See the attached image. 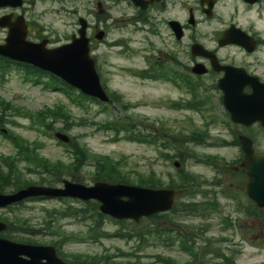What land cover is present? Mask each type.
Returning <instances> with one entry per match:
<instances>
[{
	"label": "rangeland",
	"instance_id": "374dc122",
	"mask_svg": "<svg viewBox=\"0 0 264 264\" xmlns=\"http://www.w3.org/2000/svg\"><path fill=\"white\" fill-rule=\"evenodd\" d=\"M24 8L15 9L17 13H23L30 26L34 29V34L30 38L40 41L45 36L50 39L51 46H59L70 42L72 36H78V30L81 27L80 19L84 18L88 24V34L92 38V52L97 60V68L101 75L103 85L108 92L114 96L109 102H105L104 107L97 102L85 99L83 105L72 102V98L68 93L61 89H55L46 85L48 76H44L40 84L34 82H25L21 69L10 68L4 77L0 74V98L6 99L14 103L17 107L27 109V111H38L46 107H53L56 104H64L66 109L70 111L69 122L85 123L84 125H75L67 128V134L73 137H78L82 142L88 145V148L99 155H110L115 159H121L124 162V167L135 176L138 171L148 173L155 170L161 176L164 182L168 185L171 181L178 183L181 181L178 171L172 162L166 161L160 155L161 140L155 143H140L131 141L125 138L126 133L121 130L118 139L115 138V133L111 130H106L103 125L108 123H129L131 131L143 133V135H151L157 137H167L174 141V146L178 153L184 150L194 154L187 164V170L194 173L198 181L206 182L200 186H190L180 189V198L177 201L189 203L192 201H201L205 198L203 191L205 189L211 192H218L220 209L214 213H207L206 217H195V214H180L181 212H169L175 219L172 226L188 231L191 225L198 228L208 227L203 230V235H199L198 243L205 238H213L215 241L224 239L223 248H236L237 264H264V248L260 246V242H253L251 236L243 239L241 236L245 227L237 226L236 216L241 219V226L244 224L245 217L236 215L230 209L232 203H235L238 198H242V192L236 189H230V183H241L244 177L241 174H236L233 169L226 168L222 162H218L220 174L218 177L224 179V185L220 188H215L211 183L215 180V169L204 162L197 159L205 158L207 155L217 156L226 160L236 159L234 156L236 149L232 146L221 147V139H228L229 135L224 128L223 121L225 118L224 106L221 103H216L210 97L214 95L211 91L207 93L204 89H197L199 99L205 101V106L202 110H183L178 111L167 106L168 99L179 98L191 99L192 93L187 86L183 88L177 87L174 83L167 82L162 78L157 80L152 78H143L137 75L140 71L149 67L148 57L152 63L161 64L176 72L179 69L178 65L173 63L169 52L173 51V40L169 37L165 21L168 17L178 14V17L183 18V12L177 6V0L171 2L165 14L157 15L158 31L154 32L153 26L148 24L141 28L144 23H136L137 14L133 5L126 1L118 0H25ZM102 5H100V2ZM232 1L228 0L222 8L221 13H225V17L232 16L233 8ZM243 8L240 3V9ZM24 9V10H22ZM7 9L0 10L3 14ZM171 11V13H170ZM241 13L244 20H254L258 28L264 35V13L261 19H258V14L252 13L249 15ZM218 24L217 22H213ZM105 30L106 35L95 37ZM6 36L5 32L0 31V41ZM189 45V39L185 40ZM183 43V42H182ZM178 50V49H177ZM173 51V53L177 52ZM263 59H264V52ZM171 58V59H170ZM175 68V69H174ZM135 71V72H134ZM189 75V74H188ZM78 97V92H72ZM119 95L120 100L115 97ZM196 100V98H195ZM5 129H9L10 134H20L24 136L30 143L33 140H38L43 143L39 150L44 156L51 160L62 158L64 161H71V156L66 151L65 145L58 144L54 138V132L63 130L65 126L62 122L55 123L52 132L49 134L42 133L39 129L33 128L29 118L17 116L13 118V114L8 111ZM207 122H214L209 125L210 137L206 140V144L190 143L185 144L183 139L189 140L190 133L193 130H204L207 128ZM160 127V128H159ZM258 140L264 145V136L257 135ZM32 147V146H31ZM16 149L13 144L0 135V154H15ZM172 153L174 150L172 149ZM237 156V157H238ZM178 157L177 159H179ZM180 160V159H179ZM204 161V160H203ZM94 160L74 170L76 177L73 174L65 173L64 177L68 179L81 180L87 185H92L98 177ZM25 161H22V166ZM32 181L40 182V179H51L49 173L38 171L39 174L23 170ZM56 174L61 172V169L55 170ZM20 175V174H19ZM53 185L60 186L62 183L53 179ZM12 188H6L5 192H11ZM181 192L182 195H181ZM230 192V193H228ZM209 193V192H208ZM232 194H236L237 198H233ZM212 196V195H210ZM231 201V202H230ZM82 207L79 201H64L57 199L32 200L26 201L19 207H14L15 211L10 212L8 209H0V214L4 216L16 215L12 217L18 224L24 223V226L29 228H45L56 226L61 233H64L67 238H64L63 251L67 255H84V254H105L112 255L124 251L133 253L134 255H142L143 261L151 260L155 254L163 253L171 255L181 261H185L189 255L183 252L179 245H168V241H160L154 235H147L148 242L144 243L140 250L136 248L137 242L134 240L126 242L118 238H101L91 239L88 237V228L92 225L91 220H83L81 216L63 217L56 213L55 210L65 208L67 205ZM53 215V216H52ZM232 220V221H231ZM236 220V221H233ZM26 222V224H25ZM152 219H144L140 222L128 221L127 225L134 229L138 234L147 233L152 229ZM247 224V222H245ZM166 225L164 221L161 226ZM156 225V223H155ZM120 227L109 219H104V228L106 231L113 233ZM261 228V227H260ZM255 230L259 229V225L255 224ZM37 241H51L60 239L57 235L54 236H33ZM230 239V240H226ZM100 240V241H98ZM235 240L236 245H233ZM255 244V245H254Z\"/></svg>",
	"mask_w": 264,
	"mask_h": 264
},
{
	"label": "water",
	"instance_id": "95a60500",
	"mask_svg": "<svg viewBox=\"0 0 264 264\" xmlns=\"http://www.w3.org/2000/svg\"><path fill=\"white\" fill-rule=\"evenodd\" d=\"M7 3V2H4ZM13 4H20V1ZM81 49L76 47V43L57 49L48 50L45 48L46 41L40 44L27 43L25 41V33L23 32L19 38V46L21 47V55L15 58L27 60L61 75L74 85L81 87L86 93L106 99V95L100 84V78L97 74L94 61L89 59L85 47L87 40L85 38V26L81 30ZM12 42H15L16 36L11 34ZM17 48V46H15ZM13 49V48H12ZM7 51V55L15 56L17 49ZM226 96L234 94V90L228 87L224 88ZM228 102V101H227ZM236 103L228 102V107L234 112L233 106ZM243 104V110H251L254 106L253 102ZM245 115V114H244ZM241 121H243L242 118ZM244 122V121H243ZM254 185V183L252 184ZM65 189H55L45 186H30L22 189L17 193L2 195L0 194V206H6L13 202H17L33 195H75L84 199L96 198L101 202L100 209L102 212L111 214L116 218H133L139 220L142 216L152 215L159 211H164L173 206V190H155L150 188L135 187L123 184H110L105 182H97L93 187L65 181ZM264 200V188L259 195ZM126 198V199H125ZM5 225L0 222V230ZM34 251L33 246L18 245L0 240V264H65L55 254L54 251L45 249ZM31 257L27 260L21 255ZM47 262L43 263L42 259Z\"/></svg>",
	"mask_w": 264,
	"mask_h": 264
},
{
	"label": "flooded vegetation",
	"instance_id": "af4514ba",
	"mask_svg": "<svg viewBox=\"0 0 264 264\" xmlns=\"http://www.w3.org/2000/svg\"><path fill=\"white\" fill-rule=\"evenodd\" d=\"M224 0H200L201 5L206 2L205 7L212 5L214 9ZM233 4L237 2L242 3L243 14L255 13L256 15L262 14V10L258 8L264 7V0H258L254 4L246 2L245 0H232ZM256 11V12H253ZM261 17V16H260ZM232 23V22H231ZM230 23V25H231ZM239 28H242L250 37H253L256 41V50L250 52L245 46L239 44H226L225 46H219L214 51L203 52L195 61V63H203L205 73L200 77L207 76L211 79H215L212 84H208L210 87H217L219 82H228L229 84L244 86L246 92H251L253 84L257 82L264 83V64L261 63V59L257 57L258 52L261 50L264 44V37L262 32L259 31L258 26L253 21H249L248 24H244L243 20L234 23ZM229 27V25L227 26ZM226 27V28H227ZM225 28V29H226ZM222 31L219 39L225 36L226 31ZM218 39V42H219ZM251 45L250 42L247 41ZM255 59V60H254ZM214 61L216 63H214ZM223 67H225L223 69ZM222 81V82H223ZM218 100H223L222 92L218 91ZM253 134H264V127L261 122H256L250 128H248ZM258 154H261L258 151ZM260 209V208H259ZM263 208H261L262 210ZM248 212V207L243 208V213ZM260 213V212H256ZM263 235V234H262Z\"/></svg>",
	"mask_w": 264,
	"mask_h": 264
},
{
	"label": "trees",
	"instance_id": "16d2710c",
	"mask_svg": "<svg viewBox=\"0 0 264 264\" xmlns=\"http://www.w3.org/2000/svg\"><path fill=\"white\" fill-rule=\"evenodd\" d=\"M2 105L11 106L9 103H4ZM1 107V104H0ZM63 109L59 108V112H61ZM57 112H50V115L54 118H57L58 116H61V114ZM44 112H39V114L34 115L33 117L39 120L42 123H46V119H44ZM49 116V115H48ZM3 118V117H2ZM2 118L0 117V126L3 125ZM38 122V123H40ZM115 128L118 127V125H112ZM130 130V129H127ZM131 138L137 139V140H144L147 142H154L153 139H150L147 136H142L140 133L134 134L131 136ZM22 145H20L21 148ZM22 146V151H20L21 154H24L27 152V150ZM20 157V155H19ZM3 160V159H2ZM14 162V159H10ZM36 166H42L46 171H50L54 168H56V165L51 164L49 161L42 159V157L37 154L35 150L32 151V160L30 161ZM61 162H58L60 164ZM56 164V163H55ZM5 165L8 167V170L5 171L4 169H0V191H3L6 186H11L14 189H18L22 186H25L28 183H31V180L28 178L23 177L22 173H19L20 169H18L14 163H5ZM98 170H99V177L100 179H104L107 181H117V182H134L136 184L144 185V186H151V187H158L163 185L162 178L158 177L153 170H151L149 173L144 172H137L136 177H130L131 173L124 167V162L120 160H114L110 157H103L99 158L98 161ZM28 169L30 167H27ZM20 174V175H19ZM173 187H180L179 184L172 183ZM90 206L88 208V211H90L91 215L93 217H96L97 214V204H88ZM97 224L100 226L101 218L103 216L98 215ZM98 226L96 228H98ZM158 229V228H157ZM158 234H162V232H157ZM156 233V234H157ZM163 235V234H162ZM145 240V239H144ZM122 256V255H120ZM120 256L116 257H107L106 259H99L98 261H93L91 264H100L103 262V264H210L206 262L205 256L206 251L203 252V256L194 258L193 261L189 262H179L174 258L166 257L163 255H158L156 257V260L148 263H142L139 259H125V258H118ZM218 264H235L234 260H231L230 258H225L224 262L218 263Z\"/></svg>",
	"mask_w": 264,
	"mask_h": 264
}]
</instances>
